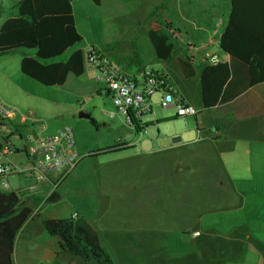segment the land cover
I'll return each instance as SVG.
<instances>
[{
  "label": "rangeland",
  "instance_id": "rangeland-1",
  "mask_svg": "<svg viewBox=\"0 0 264 264\" xmlns=\"http://www.w3.org/2000/svg\"><path fill=\"white\" fill-rule=\"evenodd\" d=\"M162 2L103 0V5L97 6L91 0L74 1L77 29L83 41L63 58L76 49L95 47L110 52L113 62L123 67L165 69L176 82V63L156 57L149 31H166L173 42L187 48L186 43L194 44L203 38L195 25L209 26L214 21L223 27L236 4L243 8L246 5V0ZM8 3L11 2L5 0V5ZM23 52L10 57L11 73L15 67L22 81L12 78L9 87L19 89L20 99L27 104L25 109L40 116L46 126L44 136L71 127L81 155L76 168L60 182L62 200L51 205L52 215L60 219L79 212L90 220L100 229L101 241L115 264H251L256 259L252 250L255 246L264 264L263 136L238 128L230 136L237 144L235 150L196 141L195 118H179L176 110L174 113L162 108L160 94L152 97L153 113L138 120L140 129L136 130L117 111L112 97L97 83L96 73L87 63L83 75L71 74L64 85L45 87L21 72L18 58ZM8 84L3 83L5 88ZM22 92L30 96L24 97ZM167 114L176 119L160 124V115ZM174 133L192 143L163 149L161 138H169L174 146ZM129 143L132 147L125 150L137 151L90 156ZM146 150L181 151L144 159L130 157ZM8 160L27 167L24 155H10ZM8 160L0 155V163ZM7 181L9 189L4 190L0 179L1 192L28 184L23 175H11ZM185 229L191 236L183 234ZM166 231L179 234L168 236ZM166 238L173 239V244L167 245L163 241ZM247 238L254 247L242 256L238 247Z\"/></svg>",
  "mask_w": 264,
  "mask_h": 264
},
{
  "label": "crops",
  "instance_id": "crops-1",
  "mask_svg": "<svg viewBox=\"0 0 264 264\" xmlns=\"http://www.w3.org/2000/svg\"><path fill=\"white\" fill-rule=\"evenodd\" d=\"M102 5H103V0H102ZM4 6L6 8V13L0 18V26L8 17H11L16 12L14 7L12 6V3L10 4L8 3L5 5V0H4ZM72 6L75 15V7L73 3ZM75 19H76V15H75ZM228 19H233L242 26L248 27L249 22H248L246 5L245 8H243L239 4L238 5L236 4V6L233 7V9L231 10V15ZM209 26L195 25L194 26L196 27L195 31L198 30L202 34L203 38L201 40L195 41L194 44L186 43L187 48L182 43L173 42L175 46V52L177 54L176 56L174 54L171 59L177 65L176 68H177L178 77L176 78V82H173L171 75L167 70L161 69L158 71L163 72L169 76L170 81L172 82L177 93L182 97L184 102L198 109L199 115L193 116L195 118L196 129H197L196 141H203V142L205 141L215 145L222 144L225 150H235L237 148V144L233 142L234 139H231L230 136H232V134L238 128H242V130L246 128L250 133L264 137V61L255 58L251 62L250 85L247 91L242 93L239 97L231 99L222 105L221 101L224 92L233 78V70L231 67L230 56L224 53L223 51H221L219 47V39L224 26L219 27L218 23H215L214 21H212V25ZM76 27H77V21H76ZM179 41L182 42V40ZM26 53L27 52H23V54L18 58L19 67L21 65V60ZM106 53L112 59L111 53L110 52L109 53L106 52ZM12 55L13 53L0 57V96L3 98V100L6 103L18 108L20 111H25L26 110L25 107L27 106V104L20 99L19 89L13 87V85L11 88L9 87L10 84H8L9 82L12 81V78H16L17 80L22 81V78H20L19 74H17V72L15 71V67L14 70H12L13 74L11 73L10 57ZM211 55L218 56L220 62L218 64H212L209 60V57ZM114 62L118 67L120 66L116 61ZM119 68L125 73L132 76H136L140 74L142 71L138 69L137 70L131 69L130 66L127 67L120 66ZM4 81H6L8 84L7 88H5L3 85ZM23 95L24 97L30 96L29 92L23 93ZM167 109L171 110L174 113L176 110L174 107ZM37 116L40 117L38 114ZM170 116H171L170 114H167L166 116L160 115V117L158 118L159 123L167 124L172 120L176 119ZM14 124L12 123V125L9 124V125L0 126V128L3 130L0 132V140L2 136L8 135L12 140V142L14 143V145L18 147V150L11 155L12 156L24 155L21 151H19L23 146V141H21L19 139V136H17V133L15 132ZM185 124L187 125V121L185 122ZM174 134H175L173 137L174 146L171 144L169 138H161L160 144L163 149H171L173 147L178 148L192 143V141L186 140L187 137L184 139L183 136L178 135L176 133ZM15 139L19 140L20 143L17 144L14 141ZM129 145L132 147L130 143ZM124 151L132 152L137 150H124ZM178 151L181 150H146L141 154L135 152V154H132L130 157L139 156L144 159L150 155H155V154L162 155L164 153H171ZM178 164H177L178 165L177 168H179V170L182 171L181 163ZM28 185L29 182L28 184L24 186H20L16 188V190H12L10 192L0 191V196L10 197L12 193L15 194L17 190L24 189ZM59 187L57 188L56 192H58L61 195V193L59 192ZM3 189L7 190L5 188ZM50 189L51 186L49 184H45L42 186V190L38 194L26 198L17 197L11 209L6 211H0V218H7L10 217L11 215L18 213L24 207H28L32 210V213L30 214L28 220L26 221V223L23 225V227L20 229V231L16 236L14 251L12 255L13 264H38V263L85 264L79 258H75L65 254L58 255V251L60 247L59 239L48 235L45 231L44 228L45 221L53 220V219L60 220V219L69 218V217H64L58 219L56 216L51 214L50 211L51 205H55L57 203L55 204L46 203V195ZM78 214L80 217L81 214L79 212ZM87 221L98 231L101 241V236L99 231L100 229H98L97 226L95 227L90 220L87 219ZM238 231L234 233L238 235ZM182 232L183 234H185V236L191 234L189 233L190 231L186 229L185 231ZM250 232L251 231H248V234L252 236V232L251 233ZM166 233L168 236H174L178 233V231H166ZM247 240L248 238L245 239L242 243H240L238 247L239 253H241L242 256L246 251H248V249L254 247V245H252L251 243H247ZM163 241H167L168 242V244L166 243L167 245L173 244L174 242L173 239L170 240L169 238L163 239ZM101 244L103 245L102 241ZM252 250L255 251L256 259L255 262L251 264H262L263 262L261 258L262 254L258 253L261 251H258L256 246L255 249ZM224 260H228V259L224 257ZM238 261H240V259L237 260L236 262ZM225 262L228 261H224V264H226ZM214 264H223V263H219L217 261Z\"/></svg>",
  "mask_w": 264,
  "mask_h": 264
},
{
  "label": "trees",
  "instance_id": "trees-1",
  "mask_svg": "<svg viewBox=\"0 0 264 264\" xmlns=\"http://www.w3.org/2000/svg\"><path fill=\"white\" fill-rule=\"evenodd\" d=\"M15 9L0 26V57L24 50L21 72L45 87H57L66 83L69 75L81 76L86 71L84 51L76 49L64 59V54L82 43L83 37L76 27L72 3L76 0H8ZM101 6L102 0H91ZM164 5L168 0H162ZM248 27L228 19L222 30L219 47L231 59L233 78L228 84L221 104L239 97L250 85V64L258 58L264 61V0H246ZM6 13L4 0H0V18ZM148 37L158 59L168 61L175 52L170 35L163 30H150ZM93 125L97 122L91 119ZM135 129L139 130L135 120ZM131 146L116 145L91 153L90 156L107 155L124 151ZM16 194L0 196V211L12 208ZM62 200L53 192L46 203ZM32 210L24 207L18 213L0 218V264H13L15 239L28 220ZM48 235L60 241L58 255L79 258L85 264H115L101 244L98 231L80 216L44 223Z\"/></svg>",
  "mask_w": 264,
  "mask_h": 264
},
{
  "label": "built area",
  "instance_id": "built-area-1",
  "mask_svg": "<svg viewBox=\"0 0 264 264\" xmlns=\"http://www.w3.org/2000/svg\"><path fill=\"white\" fill-rule=\"evenodd\" d=\"M84 56L89 68L96 73L97 83L106 88L105 92L112 97L117 111L126 116L132 127L135 128V120L153 113L152 97L155 94L161 95L162 108L174 107L180 118L199 115L197 108L184 102L167 74L144 68L136 76L129 75L106 52L95 47L86 48ZM209 60L212 64L220 62L216 55H211ZM12 123H16L15 132L23 141L19 151L24 154L27 167L21 168L8 160V156L14 154L18 147L8 135L2 136L0 155L8 160L0 163L2 186L8 189L7 180L11 175H23L28 179L29 185L17 190L16 196L26 198L36 195L41 192L43 185L49 184L51 189L47 192V199L57 191L61 180L76 168L81 159L73 129L67 126L58 133L44 136L46 126L34 111H20L0 96V126ZM52 173L57 175L56 178H51ZM71 217L78 219L79 214L74 212Z\"/></svg>",
  "mask_w": 264,
  "mask_h": 264
},
{
  "label": "water",
  "instance_id": "water-1",
  "mask_svg": "<svg viewBox=\"0 0 264 264\" xmlns=\"http://www.w3.org/2000/svg\"><path fill=\"white\" fill-rule=\"evenodd\" d=\"M81 116H83V114H81Z\"/></svg>",
  "mask_w": 264,
  "mask_h": 264
}]
</instances>
